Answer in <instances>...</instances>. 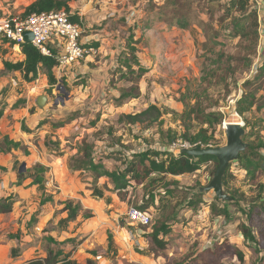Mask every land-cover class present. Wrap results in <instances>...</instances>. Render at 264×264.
<instances>
[{"label": "rangeland", "instance_id": "obj_1", "mask_svg": "<svg viewBox=\"0 0 264 264\" xmlns=\"http://www.w3.org/2000/svg\"><path fill=\"white\" fill-rule=\"evenodd\" d=\"M33 1L0 0V18L24 15ZM81 1L88 4L94 22L83 27L85 36L92 35L91 44L85 45L96 50L91 55L92 70L60 75V86L52 91L42 71L30 80L18 69L7 70L5 56L15 63L19 52L0 39V197L12 204L11 211L0 212V264L39 261L50 248L65 249L60 250L63 260L70 251L83 264L88 259L95 264H177L205 252L209 264H264V221L255 218L256 245L240 229L248 221L251 201L258 198L259 184H264L263 160V167L255 169L258 186L250 184L242 159L230 164L223 178L229 200L206 190L215 174V161L205 162L193 173L154 174L152 183L132 181L120 194L105 173L123 170L138 153L163 148L169 144V131L181 139L187 130L193 135L208 129L212 143L223 146L225 123L231 121L244 124L245 142L256 146L251 156H264V147L258 146L264 140V108L246 113L248 124L236 111V101L245 90L258 87V95L263 94L260 80L251 87L244 83L254 79L264 64V0L250 1L258 16V40L253 32L250 38L234 34L232 20L241 13L232 0ZM74 5L79 11L78 0ZM130 45L136 57L129 53ZM126 58L129 68L121 62ZM122 73H129L130 79ZM123 93L128 96L121 98ZM41 96L47 97L43 105L38 104ZM152 104L161 110L154 123H132L123 116ZM27 105L44 122L26 137L27 146L15 149L5 139L21 141ZM210 111L220 115L221 123L207 122ZM81 144L98 151L94 154L97 167L71 169L82 167L72 155ZM23 164L25 170L20 172ZM40 165H49L51 171L44 174L43 184H33ZM98 187L97 197L88 196ZM82 194L95 201L93 216L73 219L62 202L67 199L75 205L77 198L70 197ZM49 195L55 201L42 204V197ZM131 206L149 210L151 224L130 221ZM161 223L170 226L166 256L149 251L146 239V233ZM89 233L92 238L85 255L78 247ZM49 235L57 240H48ZM226 239L243 251L244 261L213 258L209 250Z\"/></svg>", "mask_w": 264, "mask_h": 264}, {"label": "trees", "instance_id": "obj_2", "mask_svg": "<svg viewBox=\"0 0 264 264\" xmlns=\"http://www.w3.org/2000/svg\"><path fill=\"white\" fill-rule=\"evenodd\" d=\"M77 0H34L25 8L24 15H28L33 12L50 11L53 9L65 8L70 13V19L81 23V18L78 14V10L74 9V3ZM251 0H232L233 4L236 6V10L241 13L239 17H234L233 31L235 35L240 36V38H250L252 32L255 36V40L259 38V21L257 12L250 8ZM133 37H131V40ZM21 51L24 54V59L17 62H10L7 59L4 60V66L7 70H20L27 78L34 79L38 76L39 72L42 71L46 74L48 78V83L50 85L49 90L52 91L54 87L59 85V79L55 74V67L57 65V60L54 56L44 55L41 51L34 46L32 42H25L21 46ZM129 53L133 57H136V49L134 46L130 45ZM125 68H129L131 63L126 60L123 63ZM129 73H122V76L128 77ZM31 76V77H30ZM129 78V77H128ZM130 79V78H129ZM264 64L260 66L258 75L250 80L247 79L244 83L245 86H254L256 80H260V86L263 90V94L258 95V87L249 88L245 90L242 95L236 101V111L244 117L246 123L248 124V117L245 116L246 113L251 112L253 108L256 110H261L264 108ZM263 84V85H262ZM128 96L127 93L121 94V98ZM2 112H0V115ZM124 118L132 123L135 122H151L154 123L158 121L161 117V110L158 105L152 104L146 109L123 115ZM207 122L221 123V117L216 111H210L206 113ZM161 122V121H160ZM169 144L177 139L178 135L175 132L169 131ZM181 138L184 140H189L192 143L200 142L203 147H215L217 144L212 143V136L208 135V129H200L195 134H190L189 131H185ZM245 139V138H243ZM245 141V140H244ZM7 145L12 148H22L24 145L22 142L13 141L11 139H5ZM168 145V144H167ZM259 147H264V140H260L258 143ZM256 146L253 143H248V147L240 153V160L242 159V166L246 170L249 176V182L251 185H257L256 180V168H262L264 162V156L259 155L255 158L251 156V150ZM84 158L81 161L83 168L93 167V159L90 157L89 148L87 146L83 149ZM255 154H258L255 152ZM160 156V160L157 161L156 157ZM207 161H215L216 168L219 164L218 159L214 155H204L200 157H193L184 153L179 152L178 154L173 153L169 149L158 150L150 153L149 151L141 152L135 155L132 161L126 165L123 170L120 171H105V173L111 178L114 183L115 189L119 194L126 190L127 187L132 183V181L138 184L153 182L154 174H160L162 176L167 175H182L186 173H193L200 170L203 164ZM97 167V165H95ZM215 168V171H216ZM229 169V168H228ZM47 171V167L40 165L38 167V173L36 178L32 181L33 184H43L44 174ZM131 174V175H130ZM259 195L257 199L251 201L249 205V211L246 213L247 222L240 225L241 233L243 236L252 242L253 244H258L256 237V232L254 225L256 224L255 218L259 217L264 221V184H259ZM52 201L51 196H43L41 203L45 204ZM64 208L69 210V217L76 218L81 214L85 218H90L93 216V212L90 209H84L82 205L76 203L75 205L70 201L64 202ZM12 209V204L9 202L8 198L0 197V212H9ZM261 225L259 226V228ZM170 226L165 223H161L154 226L151 231L146 233V239L149 244V251H151L156 256H166V249L168 245V239L166 238L169 232ZM263 229H259V233H262ZM209 252L212 253L214 259L220 260L223 258L233 259L234 257L239 258L244 261L245 255L243 251L235 248L230 239H226L222 244L216 243ZM61 251L50 252L44 259L31 261L28 264H57L61 262L62 256ZM209 255L207 252L202 253L192 259H188L185 262H180L177 264H209L206 258ZM67 261V262H64ZM64 262V263H63ZM88 264H95L92 259L87 260ZM59 264H78L75 261L63 260Z\"/></svg>", "mask_w": 264, "mask_h": 264}, {"label": "built area", "instance_id": "obj_3", "mask_svg": "<svg viewBox=\"0 0 264 264\" xmlns=\"http://www.w3.org/2000/svg\"><path fill=\"white\" fill-rule=\"evenodd\" d=\"M26 31L33 33L34 38L31 42L42 54L56 58L55 69L62 74L66 73L76 62L86 59L96 52L93 46H86L82 43L83 25L71 20L70 13L65 8L0 18V39H4L20 49L27 42L24 36ZM51 41L55 42L57 48L50 46ZM195 146L203 145L200 142L192 143L181 138L163 148L159 147L158 150L169 149L178 154L183 148ZM156 160L159 161L160 156L156 157ZM127 216L130 221L141 226H148L152 222L151 214L137 206H131Z\"/></svg>", "mask_w": 264, "mask_h": 264}, {"label": "crops", "instance_id": "obj_4", "mask_svg": "<svg viewBox=\"0 0 264 264\" xmlns=\"http://www.w3.org/2000/svg\"><path fill=\"white\" fill-rule=\"evenodd\" d=\"M83 1H81V0H78V8H79V11H78V14H79V16H80V18H81V24L83 25V27H85V28H87V27H91V26H94V22H93V20H91V17H90V15H89V11H88V4L87 3H82ZM91 36L92 35H87V36H85L84 34H83V36H82V39H81V41H82V43H84V45L86 44V41H90L89 39L91 38ZM2 44V42L0 41V45ZM89 44H91L90 42H89ZM50 46H52L53 48H57L56 47V45H55V42L54 41H51L50 42ZM5 47H7V48H11V49H13V50H15V53L16 52H19L17 55H18V57H19V60L18 61H20V60H23L24 59V54H23V52L21 51V49L19 48V47H17V46H14V45H12V43H10V42H7V43H5ZM55 51H57L56 49H55ZM14 53V52H13ZM14 53V54H15ZM5 59H7L8 60V57H6L5 56ZM94 60V56H89V57H87L86 59H83V60H81V61H78V62H76L67 72L68 73H72V71H76V73H78V72H88L89 70L91 71L92 69H91V62ZM126 60H128L129 61V58L127 59H124L123 61H121L122 62V65H123V63H124V61H126ZM39 74H40V72H39ZM55 74H56V76H57V78H59V76L61 75H64V74H62V73H59L58 72V70H56L55 69ZM41 75V74H40ZM44 75H46L45 73H44ZM60 80V79H59ZM47 86H50L49 85V83L47 82ZM36 88V87H35ZM34 88V89H35ZM31 106L32 105H27L26 106V108L24 109V111H23V117H22V119H25V121L26 122H24V123H21V128H20V131H21V133H22V136H21V138L19 139V140H21V141H19V142H22L23 143V145L24 146H27L29 143H30V141H29V139H27L26 137L27 136H31L32 134H33V132H34V129L37 127V125L38 124H41V121L43 120V117L41 116V114H38L36 111H34V112H30V108H31ZM42 122H44V121H42ZM24 124L26 125V126H24ZM25 127L24 128V130L22 129V127ZM83 143H85V142H82V144ZM81 144V147L79 148H77V150H76V152H74L72 155L73 156H76L77 158H79L80 159V164H81V161L83 160V158H84V153H83V148L85 147V146H87L89 149H90V147H89V145L87 144V145H82ZM89 153H90V157H92V159H93V167H95V164L96 163H94V161H95V157L97 156V153H98V151H96V152H91L90 150H89ZM94 154L96 155V156H94ZM59 159H62L63 160V157H61V156H56V160H59ZM61 160V166H65L66 167V162H63ZM45 167H47V172L48 171H51L50 169H49V165L47 166V165H44ZM93 167H88V168H83V167H75V166H71V169H89V168H93ZM79 188V189H78ZM77 189L78 190H83L82 188H80V187H78L77 186ZM91 191V194H89L88 196H91V197H97V196H95V194L97 193V194H99V192H101V187H98V188H94V189H92V190H90ZM76 195V194H75ZM49 196H51L52 197V201H50V202H53V201H55V196L53 195H49ZM72 196V195H71ZM70 198H72V200H74V198H77V201L75 202V203H78V204H80V205H82V207L84 208V209H90L91 211L93 210V206H95V201L94 200H92V198L91 199H86V198H84V196H83V194L81 195V197H77V196H75V197H70ZM65 201H67V199H65ZM69 201V200H68ZM62 202V201H61ZM87 202V203H86ZM48 203V202H47ZM63 204H64V202H62ZM46 204V203H45ZM147 211H149V210H147ZM67 212H68V210H67ZM93 212V211H92ZM67 215H68V213H67ZM66 215V216H67ZM79 215H81V214H79ZM78 215V216H79ZM77 216V217H78ZM76 217V218H77ZM75 219V218H74ZM129 234V233H128ZM89 236H87L81 243H80V245H79V247H78V251H83L84 252V254L85 255H87L88 253H87V249L85 248V247H87V246H89V244H88V242L91 240V238H92V235H90V233L88 234ZM51 235H49L48 237H47V239L48 240H51V241H56L57 239H55V237L52 235L51 237H50ZM141 238L142 239H144V237L143 236H141ZM166 238H167V235H166ZM145 240H144V242H143V244L145 245ZM84 245V246H83ZM65 250V249H63V248H60V249H53V248H50V249H48V252H47V254H46V256L50 253V252H56V251H60V250ZM65 253H67L66 251H64ZM71 252L69 251V257L67 256V260H71V261H77V263L78 264H83V263H80V261H78L77 259H76V257H72L71 255L72 254H70ZM45 256V257H46ZM63 256V255H62ZM75 256H76V253H75ZM45 257L44 258H42L41 260L42 261H44V259H45ZM13 258V257H12ZM35 260H38V259H31V260H28L27 261V264L29 263V262H31V261H35ZM62 262V261H61ZM61 262H58L57 264H59V263H61ZM24 264H26V263H24Z\"/></svg>", "mask_w": 264, "mask_h": 264}, {"label": "water", "instance_id": "obj_5", "mask_svg": "<svg viewBox=\"0 0 264 264\" xmlns=\"http://www.w3.org/2000/svg\"><path fill=\"white\" fill-rule=\"evenodd\" d=\"M24 36L27 42H31L34 38L33 33L30 31H26ZM59 86L60 85H58L57 88ZM46 102V96L39 97V105H43ZM225 128L227 134V143L225 145L215 147L195 146L193 148H183L180 152L193 157L214 155L218 159L219 164L217 165L215 174L209 185L206 187V190H213L218 198L229 200L230 197L224 192L223 178L230 164L239 158L240 153L248 147V143L243 139L246 131L242 122H227L225 123ZM24 170L25 164L20 168V172Z\"/></svg>", "mask_w": 264, "mask_h": 264}]
</instances>
